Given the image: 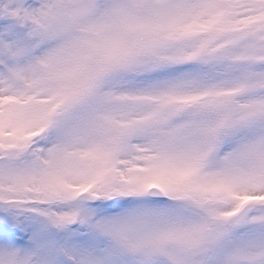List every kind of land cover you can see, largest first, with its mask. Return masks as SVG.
Masks as SVG:
<instances>
[{"label": "snow or ice", "instance_id": "1", "mask_svg": "<svg viewBox=\"0 0 264 264\" xmlns=\"http://www.w3.org/2000/svg\"><path fill=\"white\" fill-rule=\"evenodd\" d=\"M0 264H264V0H0Z\"/></svg>", "mask_w": 264, "mask_h": 264}]
</instances>
